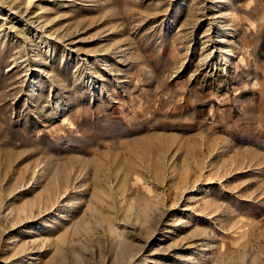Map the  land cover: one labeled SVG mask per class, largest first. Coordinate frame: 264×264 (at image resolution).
I'll use <instances>...</instances> for the list:
<instances>
[{
  "label": "rangeland",
  "instance_id": "obj_1",
  "mask_svg": "<svg viewBox=\"0 0 264 264\" xmlns=\"http://www.w3.org/2000/svg\"><path fill=\"white\" fill-rule=\"evenodd\" d=\"M0 264H264V0H0Z\"/></svg>",
  "mask_w": 264,
  "mask_h": 264
}]
</instances>
